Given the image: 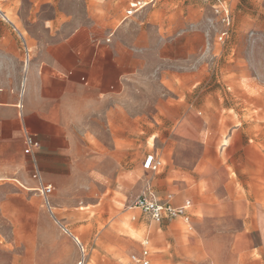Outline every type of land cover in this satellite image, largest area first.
<instances>
[{
  "label": "rangeland",
  "instance_id": "374dc122",
  "mask_svg": "<svg viewBox=\"0 0 264 264\" xmlns=\"http://www.w3.org/2000/svg\"><path fill=\"white\" fill-rule=\"evenodd\" d=\"M128 1L0 0V18L27 39H45L52 27L57 40L120 23ZM226 2L231 27L218 41L209 0H155L165 25L154 36L165 46L146 49L150 126L133 138L134 156L158 159L156 173L120 169L115 181L102 179L105 191L72 195L79 203L112 195L111 209L52 203L50 215L35 195L2 202L0 264H137L130 256L148 230L150 264H264V0ZM147 184L162 200L189 197L192 229L181 218L150 226L129 210ZM97 214L104 219H90Z\"/></svg>",
  "mask_w": 264,
  "mask_h": 264
},
{
  "label": "crops",
  "instance_id": "0c3cea01",
  "mask_svg": "<svg viewBox=\"0 0 264 264\" xmlns=\"http://www.w3.org/2000/svg\"><path fill=\"white\" fill-rule=\"evenodd\" d=\"M132 1L120 23L101 21L57 40L52 27L45 39H27L5 14L0 18V192L6 193L0 206L35 195L50 215L53 204L111 209L116 201L112 195L81 203L72 195L92 191L93 186L105 191L102 179L115 181L120 169L141 165L147 174L158 170L143 169V160L151 153L142 160L137 151L134 156L133 136L136 129L146 133L150 126V100L144 94L148 86L144 78L150 71L146 49L165 46L153 30L165 20L154 8L155 0H141L144 7H151L126 16ZM209 1L212 8L215 2ZM221 1L230 11L226 0ZM26 136L37 143L29 154L23 151ZM40 183L53 186L46 200ZM142 192L174 205L190 200L189 221H182L192 229L189 197L174 203L168 194L162 200L148 184L137 195ZM143 216L150 226L161 224ZM148 233L143 241H149Z\"/></svg>",
  "mask_w": 264,
  "mask_h": 264
},
{
  "label": "built area",
  "instance_id": "2783aa9c",
  "mask_svg": "<svg viewBox=\"0 0 264 264\" xmlns=\"http://www.w3.org/2000/svg\"><path fill=\"white\" fill-rule=\"evenodd\" d=\"M215 2L212 7L214 15L217 17L220 23V30L217 36L218 41H223L229 34L231 26V14L230 11L221 0H213ZM145 6V2L141 0H135L129 3L128 8L125 11L126 16L133 15L135 12L141 10ZM24 153L29 154L31 148L36 146L37 143L30 137L26 136L24 139ZM159 166V162L152 154H147L143 160V169L156 171ZM34 177L40 180V176L36 173ZM53 186L51 184L40 183V192L45 200L47 196L52 192ZM191 206L190 200H185L180 205H174L170 200L164 202L157 201L153 196L147 195L145 192L140 193L134 197L127 208L129 210L138 209L142 213L148 215V217L155 223H161L164 220H171L175 218H181L184 222L189 221V208ZM148 240L143 241V248L139 254H132L130 259L137 264H149V249L147 247Z\"/></svg>",
  "mask_w": 264,
  "mask_h": 264
}]
</instances>
